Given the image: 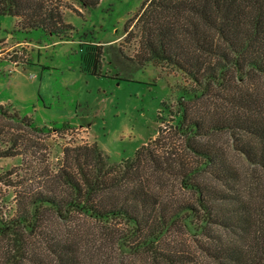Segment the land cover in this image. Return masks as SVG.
I'll return each instance as SVG.
<instances>
[{"label": "trees", "instance_id": "1", "mask_svg": "<svg viewBox=\"0 0 264 264\" xmlns=\"http://www.w3.org/2000/svg\"><path fill=\"white\" fill-rule=\"evenodd\" d=\"M3 17L16 20L17 32L71 30L52 0H0ZM123 33L136 39L139 66H172L192 84L176 97V152L161 146V132L119 163L95 143L64 148L56 170L40 174L43 191L20 196L17 214L0 221V264H264V0H144ZM102 50L80 47L93 76ZM6 116L33 133L70 127H37L0 104ZM218 136L252 169L248 181ZM12 141L0 157L20 155L27 139ZM170 176L188 199L161 197L158 182ZM82 222L107 233L92 245L81 228H68Z\"/></svg>", "mask_w": 264, "mask_h": 264}, {"label": "rangeland", "instance_id": "2", "mask_svg": "<svg viewBox=\"0 0 264 264\" xmlns=\"http://www.w3.org/2000/svg\"><path fill=\"white\" fill-rule=\"evenodd\" d=\"M143 1L99 0L88 7L77 0H52L71 27L60 37L39 30L17 32L15 19L0 18V104L31 119L37 127L70 125L62 131L33 133L7 116L0 117V153L12 147V140L19 143L17 139H27L18 148L20 155L0 157V221L17 214L16 199L20 196L43 191L40 174L44 169L56 170L66 147L95 143L110 163H119L161 132L168 136L161 146L165 143L176 152L179 137L172 133L176 97L182 89L191 90L192 84L172 66H139L135 62V56L140 55L136 39L125 35L123 27ZM133 31L134 23L127 28L128 33ZM88 43L103 49L98 76L86 72L81 63L80 47ZM217 140L242 180L248 181L252 169L232 150L228 136H218ZM154 182L156 179L150 186ZM158 183L164 200L189 198L173 176ZM68 226L89 234L92 245L102 240L98 239L102 231L107 233L99 223ZM65 229L64 225L59 230Z\"/></svg>", "mask_w": 264, "mask_h": 264}, {"label": "crops", "instance_id": "3", "mask_svg": "<svg viewBox=\"0 0 264 264\" xmlns=\"http://www.w3.org/2000/svg\"><path fill=\"white\" fill-rule=\"evenodd\" d=\"M14 20V19H13ZM9 38L12 36L11 34H6ZM13 37V36H12Z\"/></svg>", "mask_w": 264, "mask_h": 264}]
</instances>
